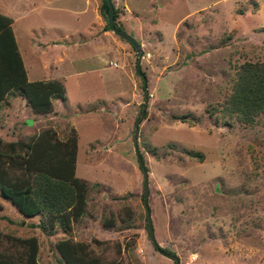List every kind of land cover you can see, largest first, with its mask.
Masks as SVG:
<instances>
[{
  "label": "rangeland",
  "instance_id": "rangeland-1",
  "mask_svg": "<svg viewBox=\"0 0 264 264\" xmlns=\"http://www.w3.org/2000/svg\"><path fill=\"white\" fill-rule=\"evenodd\" d=\"M102 1L85 0L76 32L64 38L43 28L52 11L43 17L25 13V0H0L15 19L29 77H59L65 87L46 112L9 91L0 102V152L25 154L43 134L57 147L53 155L63 156L76 140L71 162L85 182L82 208L63 221L24 216L0 194V257L11 264H176L150 239L133 143L138 120L158 244L179 264H264V112L246 122L225 107L239 65L264 61V0H112L114 21L140 51L106 28ZM30 22L39 27L30 31ZM11 160L10 177L22 179L15 175L23 174L20 158Z\"/></svg>",
  "mask_w": 264,
  "mask_h": 264
},
{
  "label": "trees",
  "instance_id": "trees-1",
  "mask_svg": "<svg viewBox=\"0 0 264 264\" xmlns=\"http://www.w3.org/2000/svg\"><path fill=\"white\" fill-rule=\"evenodd\" d=\"M100 13L107 20L109 13L107 0L102 1ZM115 16L114 8V18ZM11 22L10 16L0 13V102L9 91L16 90L28 99L35 112L49 111L53 98L64 97V83L56 78L28 79ZM114 23L117 25L115 21ZM105 26L109 28L108 22ZM225 105L227 111L234 112L238 119L246 122L252 121L255 116L264 112V61H245L239 65ZM179 118L182 121L187 120L186 115ZM7 143L14 149L15 141ZM72 147L71 152L70 150L62 152L63 156L62 154L56 156L57 152L53 155L57 147L42 134L37 140L27 144L28 151H25V154H20L16 148L12 150L14 151L12 154L1 151L0 194L10 200L24 216L32 217L39 214L58 217L59 221L67 219L70 210L82 208L85 186L84 180L76 176L73 161L71 162L72 154H76V140H73ZM196 155L202 157L201 153ZM17 157L20 158L23 174L15 175L24 179L10 177L13 174L12 168L17 164L10 159ZM54 159L58 160L57 165ZM40 223L44 225L43 218H40ZM30 245L35 246L34 238L30 240ZM161 248L173 254L169 248ZM9 261L11 262V258L5 260L0 257V264H11Z\"/></svg>",
  "mask_w": 264,
  "mask_h": 264
},
{
  "label": "crops",
  "instance_id": "crops-1",
  "mask_svg": "<svg viewBox=\"0 0 264 264\" xmlns=\"http://www.w3.org/2000/svg\"><path fill=\"white\" fill-rule=\"evenodd\" d=\"M25 3H26V7L24 10L25 13L36 12V14H38L39 16L44 17L45 9H47L48 11H52L54 17L52 18L51 21L42 22V25L46 26L43 28H50V29L51 27L55 28L54 30H58V32H62L63 35L61 36H64V38H68L69 35L76 32L75 30L77 29V27H75L76 24H74V22L77 23V21H80L82 19L81 14L84 13L83 7L85 6V0H36V1L25 0ZM8 11L9 9L0 10V13L8 15L12 18V16L9 15V13H7ZM58 12L62 14V16L58 15L59 19H56L55 16L56 14H58ZM14 21L15 19L13 18L11 25H13ZM36 25L38 24H33L32 22H30L28 25V29L32 31V26L39 27ZM43 35H44L43 38L49 37L48 33H44ZM67 42L65 43L67 44ZM67 45H70L69 42ZM21 56H22L24 67L26 69V74L29 80L50 79V78L59 79V77H55V76L54 77H43V78H40L39 76H37L36 78H30L29 72H28L29 71L28 64L25 62V58L23 57L22 54Z\"/></svg>",
  "mask_w": 264,
  "mask_h": 264
},
{
  "label": "water",
  "instance_id": "water-1",
  "mask_svg": "<svg viewBox=\"0 0 264 264\" xmlns=\"http://www.w3.org/2000/svg\"><path fill=\"white\" fill-rule=\"evenodd\" d=\"M108 3V7H109V13H108V17H107V22L109 25V28L112 29L113 31H115L118 35H120L121 37L127 39L130 43H132V45L137 49V51L141 50L140 47V43L137 41V39L130 33H128L125 29L118 27L117 25H115L114 23V5L112 0H107ZM139 59L141 57V53H139L138 55ZM137 71L141 74L142 78L145 81V75L141 72L140 70V61H138L137 64ZM145 99L147 98V93H146V88H145V94H144ZM145 108V101L142 104V113L144 111ZM138 120L135 122V129H134V151L137 155L139 164L141 166L142 169V173H143V177H144V205L146 208V213H147V223H148V230H149V235H150V239L155 247V249L163 254L164 256L174 260L176 262V264H179V260L178 257L174 254L168 253L166 251H164L161 246L158 244L156 238H155V234H154V228H153V223H152V219H151V214H150V208L148 206V194H149V187H148V175H147V169L145 167V164L143 162V159L141 157L138 145H137V133H138Z\"/></svg>",
  "mask_w": 264,
  "mask_h": 264
}]
</instances>
